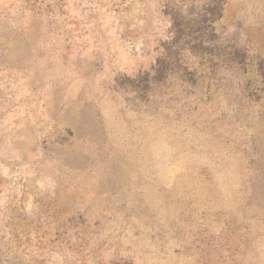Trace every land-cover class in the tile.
Instances as JSON below:
<instances>
[{"label":"rangeland","instance_id":"374dc122","mask_svg":"<svg viewBox=\"0 0 264 264\" xmlns=\"http://www.w3.org/2000/svg\"><path fill=\"white\" fill-rule=\"evenodd\" d=\"M0 264H264V0H0Z\"/></svg>","mask_w":264,"mask_h":264}]
</instances>
